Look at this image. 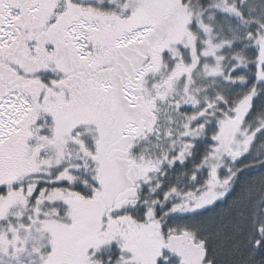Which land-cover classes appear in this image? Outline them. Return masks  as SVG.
I'll list each match as a JSON object with an SVG mask.
<instances>
[{
  "label": "snow or ice",
  "instance_id": "snow-or-ice-1",
  "mask_svg": "<svg viewBox=\"0 0 264 264\" xmlns=\"http://www.w3.org/2000/svg\"><path fill=\"white\" fill-rule=\"evenodd\" d=\"M0 264H264V0H0Z\"/></svg>",
  "mask_w": 264,
  "mask_h": 264
}]
</instances>
